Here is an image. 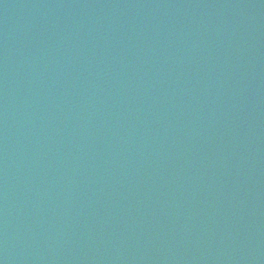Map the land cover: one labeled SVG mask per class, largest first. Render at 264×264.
Returning a JSON list of instances; mask_svg holds the SVG:
<instances>
[{"label":"water","instance_id":"water-1","mask_svg":"<svg viewBox=\"0 0 264 264\" xmlns=\"http://www.w3.org/2000/svg\"><path fill=\"white\" fill-rule=\"evenodd\" d=\"M0 264H264V0H0Z\"/></svg>","mask_w":264,"mask_h":264}]
</instances>
